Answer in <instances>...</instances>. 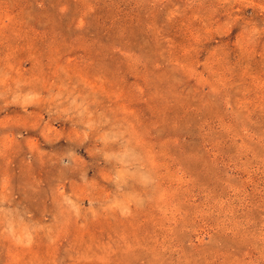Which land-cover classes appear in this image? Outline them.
Returning a JSON list of instances; mask_svg holds the SVG:
<instances>
[{
	"label": "rangeland",
	"instance_id": "rangeland-1",
	"mask_svg": "<svg viewBox=\"0 0 264 264\" xmlns=\"http://www.w3.org/2000/svg\"><path fill=\"white\" fill-rule=\"evenodd\" d=\"M0 264H264V0H0Z\"/></svg>",
	"mask_w": 264,
	"mask_h": 264
}]
</instances>
